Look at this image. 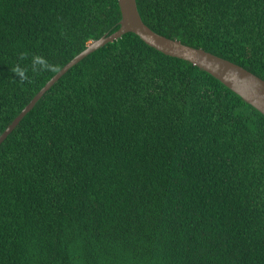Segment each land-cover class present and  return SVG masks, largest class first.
Masks as SVG:
<instances>
[{
	"label": "trees",
	"instance_id": "16d2710c",
	"mask_svg": "<svg viewBox=\"0 0 264 264\" xmlns=\"http://www.w3.org/2000/svg\"><path fill=\"white\" fill-rule=\"evenodd\" d=\"M153 32L264 81V0H136ZM117 0H0V135ZM0 264H264V116L132 33L0 144Z\"/></svg>",
	"mask_w": 264,
	"mask_h": 264
},
{
	"label": "water",
	"instance_id": "95a60500",
	"mask_svg": "<svg viewBox=\"0 0 264 264\" xmlns=\"http://www.w3.org/2000/svg\"><path fill=\"white\" fill-rule=\"evenodd\" d=\"M117 1L121 13L119 29L109 36H103L98 40L90 42L85 50L74 57L55 74L0 135V144L15 129L23 117L35 106L43 95L70 68L78 64L89 54L104 47L108 43L119 40L127 33L138 36L146 45L166 56L187 61L208 73L264 116V81L262 79L228 60H224L202 49L184 45L179 41L168 39L153 32L142 22L138 13L136 0Z\"/></svg>",
	"mask_w": 264,
	"mask_h": 264
}]
</instances>
